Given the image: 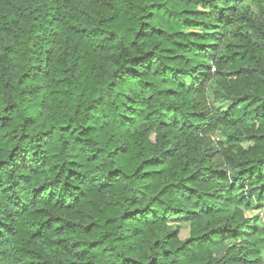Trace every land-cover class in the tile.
<instances>
[{"label":"trees","instance_id":"trees-1","mask_svg":"<svg viewBox=\"0 0 264 264\" xmlns=\"http://www.w3.org/2000/svg\"><path fill=\"white\" fill-rule=\"evenodd\" d=\"M245 1L0 0V264H264Z\"/></svg>","mask_w":264,"mask_h":264},{"label":"rangeland","instance_id":"rangeland-1","mask_svg":"<svg viewBox=\"0 0 264 264\" xmlns=\"http://www.w3.org/2000/svg\"><path fill=\"white\" fill-rule=\"evenodd\" d=\"M243 4H244L243 7L242 5L240 6V10L242 9L247 10V12L249 13L259 11V4L254 0H246ZM213 87H214V83L213 81H210V83L207 84V92H206L209 98H212ZM212 137L216 142L219 150L225 152L231 148L232 146L231 142L220 130H214V132L212 133ZM247 215L249 216L251 223L256 224L258 226H264V208L259 211L250 212Z\"/></svg>","mask_w":264,"mask_h":264}]
</instances>
